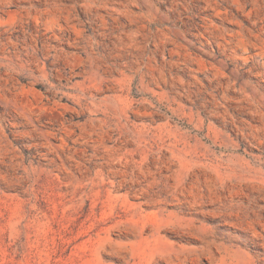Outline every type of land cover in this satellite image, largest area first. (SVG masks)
Returning a JSON list of instances; mask_svg holds the SVG:
<instances>
[{"label":"rangeland","instance_id":"rangeland-1","mask_svg":"<svg viewBox=\"0 0 264 264\" xmlns=\"http://www.w3.org/2000/svg\"><path fill=\"white\" fill-rule=\"evenodd\" d=\"M0 264H264V0H0Z\"/></svg>","mask_w":264,"mask_h":264}]
</instances>
